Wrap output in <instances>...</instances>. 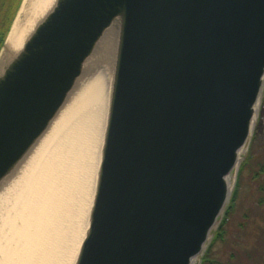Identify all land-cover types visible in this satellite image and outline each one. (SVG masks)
Listing matches in <instances>:
<instances>
[{"label":"water","instance_id":"obj_1","mask_svg":"<svg viewBox=\"0 0 264 264\" xmlns=\"http://www.w3.org/2000/svg\"><path fill=\"white\" fill-rule=\"evenodd\" d=\"M26 8L0 51V205L100 47L113 76L74 264H195L254 131L264 0H49L11 47Z\"/></svg>","mask_w":264,"mask_h":264},{"label":"bare ground","instance_id":"obj_2","mask_svg":"<svg viewBox=\"0 0 264 264\" xmlns=\"http://www.w3.org/2000/svg\"><path fill=\"white\" fill-rule=\"evenodd\" d=\"M48 2L49 0H26L25 6L28 8L24 12L25 19L17 22L10 34L9 46L13 47L21 43L32 16ZM113 46L114 44L108 48V51ZM99 48L86 61V70H89L90 75H84L77 82L76 90L72 92L70 100L62 108L59 118L39 139L35 151L24 165L26 168L24 178L27 184L32 182L33 170L38 168L36 180L33 181L38 188L36 192L34 191V195L32 188H29L34 201L28 197L24 198L23 209L20 207L19 210V213L23 211L21 215L23 225L19 226L18 230L22 228L23 235H26L31 226L35 225L33 229L35 232L31 230L30 235L35 236L37 233L38 245H43L41 251H37L36 256L33 255L28 249L30 245H34V240L30 238V244L21 247L16 264L30 262L31 264H51V257L53 264H66L61 255L64 248H57L53 240L56 242L58 237L61 238L67 234L75 238L87 224V212L91 207V199L93 200L92 189L97 180L101 161L113 76V60L107 56L106 51H103L105 56L99 52ZM22 181L23 179L14 186L12 184L9 187L10 191L5 192L3 206L0 205L1 210L4 209L12 189L19 187ZM43 197L48 198L43 201L41 199ZM47 201L50 206L45 204ZM25 203L28 207L24 205ZM13 205L11 201L9 207L11 211H8L4 219L14 222L11 230L14 238L17 235L14 232L18 231L15 223L19 219L17 215L14 218L11 216ZM47 207V210L51 212L56 209V214L51 218H47L44 214L43 210ZM49 227L51 229L48 231ZM40 231H42V237L39 236ZM26 237L29 239L28 236ZM6 246L7 244H4L2 249ZM48 246L54 249L53 253L52 251L47 253ZM10 247L11 250L6 252V257L11 259L13 256L12 260H14L16 250ZM199 259L200 257L196 259L195 264Z\"/></svg>","mask_w":264,"mask_h":264},{"label":"rangeland","instance_id":"obj_3","mask_svg":"<svg viewBox=\"0 0 264 264\" xmlns=\"http://www.w3.org/2000/svg\"><path fill=\"white\" fill-rule=\"evenodd\" d=\"M25 2L26 0H0V51L9 35L15 17L18 15L17 13L22 12ZM2 38H4L3 42ZM37 170L38 168L33 170L34 175L31 183L27 184L24 178L25 175H22L21 179H23V183L21 182L22 184L14 188L8 195L9 198L6 200V205L0 215V264H16L21 247L29 245L30 238L34 240V245L29 246V252H32L36 256L37 251H41L42 249L43 244L38 245L37 233H35V236L30 235L31 230L35 232L33 230L36 227L35 225L31 226L26 235H23L24 231L22 228L18 230V227L23 225L21 216L23 215V211L19 213V210L20 207L23 209L24 198L28 197L34 201L29 190L32 188L33 195L34 191H37L38 187L33 183L36 180ZM232 183L234 185L232 195L216 227L213 229L206 250L196 264H204L203 256H205L209 247L211 248L209 256L214 258L218 264H264V90L255 119L252 137L241 154L239 168L232 175ZM95 186L96 180L93 185L92 196H94ZM47 198L43 197L41 199L45 201ZM11 201L14 204L11 216L14 218L17 215L19 219L15 223L18 231L14 232L17 234L14 238L13 232L11 233L14 222L4 219L8 211H11V208H9ZM45 204L49 205V202L47 201ZM24 205L28 207L26 203ZM46 210L43 211L47 218H51L56 214V209L53 212L47 210V213ZM89 210L86 218L87 224L75 238L67 234L61 236V238L58 237L56 242L53 240L57 248H64L63 251L61 250V255L62 260L64 258L66 264H74L88 225ZM20 216L21 218H19ZM50 229V227L47 228L48 231ZM219 229H221L223 235L215 238ZM39 236H43L42 231H40ZM4 244H7V246L2 249ZM9 245L12 246V249L16 250L14 260H12L13 256H11V259L6 257V252L11 250ZM53 250L50 246L47 247V253L51 251L53 253ZM28 264H31V262ZM51 264H53L52 257ZM205 264L210 263L205 262Z\"/></svg>","mask_w":264,"mask_h":264},{"label":"trees","instance_id":"obj_4","mask_svg":"<svg viewBox=\"0 0 264 264\" xmlns=\"http://www.w3.org/2000/svg\"><path fill=\"white\" fill-rule=\"evenodd\" d=\"M14 17V16H13ZM9 30V29H8ZM8 32V31H7ZM3 40H4V38H2V42H3ZM223 234H222V232H221V229H219V231H217V235H216V237L215 238H217L218 236H222ZM211 244H213V243H211ZM210 247H209V249H208V251H207V253L205 254V256H203L204 257V264H205V262H209L210 264H218L217 263V261L214 259V258H211L210 256H209V251H210Z\"/></svg>","mask_w":264,"mask_h":264}]
</instances>
